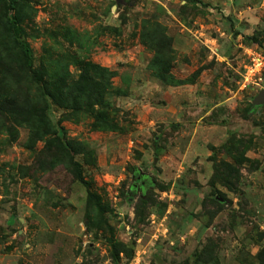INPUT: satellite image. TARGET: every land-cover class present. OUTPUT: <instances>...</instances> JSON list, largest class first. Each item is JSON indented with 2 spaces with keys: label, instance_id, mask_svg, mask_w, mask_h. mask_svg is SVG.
Masks as SVG:
<instances>
[{
  "label": "rangeland",
  "instance_id": "obj_1",
  "mask_svg": "<svg viewBox=\"0 0 264 264\" xmlns=\"http://www.w3.org/2000/svg\"><path fill=\"white\" fill-rule=\"evenodd\" d=\"M262 1L18 0L22 39L35 66H66L69 82L77 79L80 61L115 72L103 107L114 128L93 126L100 107L74 113L51 104L56 132L38 138L33 127L0 111V264H114L103 237L106 221L133 249L119 264L256 263L264 247V104L253 107L252 99L264 88V73L260 83L245 85L244 74L249 49L264 53ZM4 12L0 0L1 87L35 99ZM152 34L170 47V73L180 82L167 84L153 74ZM56 137L84 145L87 154L73 159L100 196L102 212ZM243 152L250 161L239 167V185V173L230 190L219 174L210 187L213 161L220 169L224 162L234 166ZM175 156L185 161L172 186L176 167L166 168L168 185L161 175L163 162ZM134 169L175 193L170 234L150 243L145 255L136 249V230H148L150 215L166 203L156 185L154 204L143 221L135 218V204L147 190L126 195L138 183ZM207 186L208 192H198ZM210 193L223 204L203 202Z\"/></svg>",
  "mask_w": 264,
  "mask_h": 264
},
{
  "label": "trees",
  "instance_id": "obj_2",
  "mask_svg": "<svg viewBox=\"0 0 264 264\" xmlns=\"http://www.w3.org/2000/svg\"><path fill=\"white\" fill-rule=\"evenodd\" d=\"M3 1L4 15L6 17L5 29L11 35L15 47L18 49L19 68L26 74L35 87V99L30 98L28 94L16 98L9 93H4L0 82V111L10 114L16 122L26 123L33 127L35 135L38 138H43L44 135L55 134L56 132L48 114L49 105L54 104L61 108L71 110L74 113L97 106L100 107L101 110L97 111L94 115L95 121L93 122V126L103 130H113L114 126L108 121L107 113L103 107L105 105V93L110 86V79L114 76L115 72L89 61H80V72L77 79L73 82H69V73L66 66L58 64L54 69H49L42 65L35 66L29 44L22 39L23 29L20 25L21 16L16 11L18 0ZM10 11L12 14L7 16ZM154 34H152L151 40L156 42L157 46H155V54L150 62V68L153 74L167 84L180 82L175 80L170 73V47L164 45L163 40L158 42V38L154 36ZM167 39L170 40L169 38ZM52 139L54 138L51 137L47 140ZM55 139L58 142H62L59 137ZM60 145H62V148L64 147L71 152V155L68 154V156L70 157L71 165H73L76 179L85 186L87 195L96 205L97 209L102 212L103 208L100 196L90 191V183L84 178L80 164L73 159V154H87L84 145L74 141H65L64 143H60ZM236 156L237 157L234 158V166L229 162H224L221 169L213 161V155L210 156L209 159L213 161V172L208 181L210 187L216 184V177L219 174H224L226 176L222 182L223 185L227 182L231 185V187H227L228 189L233 188L232 185L235 184V181H232V177L236 175V173H239L236 182L240 183L241 174L239 172V167L245 162L250 161V159L245 156V152ZM225 169L228 171L226 172ZM151 180V188L147 189L146 194H140L135 204V218L137 217V219L141 221H143L144 217L147 215L148 207L155 202L152 189L156 185L161 189L166 188L160 185L153 177H151ZM153 182L155 185L152 184ZM128 192L129 190L125 191L126 195ZM217 192L219 197L222 196L221 198L224 202V194L220 193V191ZM211 196H213L212 193L206 195L203 202L204 200L208 201V199H212V202L216 204H223L222 202L213 200L214 198ZM104 224V230L107 235H103V237L109 247L111 261L114 264H119L122 257L129 260L133 255L132 247L119 241L114 236L113 227L108 224L107 221ZM202 251L207 250L204 247ZM202 251L199 255L203 253ZM209 252L208 255L210 254ZM255 257L257 260L255 264H264V247L258 250Z\"/></svg>",
  "mask_w": 264,
  "mask_h": 264
},
{
  "label": "crops",
  "instance_id": "obj_3",
  "mask_svg": "<svg viewBox=\"0 0 264 264\" xmlns=\"http://www.w3.org/2000/svg\"><path fill=\"white\" fill-rule=\"evenodd\" d=\"M250 12H253V11H250ZM250 12H247V13H248V16L251 19L252 18H255V16H257L254 13H250ZM165 158L167 159V157H165ZM185 158H186V156H185ZM180 159H181L180 157H176L175 156L174 159L169 160V161L167 160L166 162H163L164 163V166L162 165L163 166V169H164L163 170V173L161 175L162 178H165V176L167 175L166 168H168L169 165L171 167H176V170H175L174 175H171V176H173L172 177V180H173L172 181V186H174L176 178L177 177L179 178L181 176L179 173L180 172L181 173L183 172V171H181L184 168V167H182V163L185 161V159L184 158H183V160H180ZM132 172H133L132 175H131V178L132 179H134L133 177H135L139 173H142V174H145V175H149V177H151L150 174H146L145 172H142L139 169L138 170L134 169ZM138 183H140V181H138ZM168 183H170V182H167V180L165 178V184L168 185ZM195 188H197V186H195ZM171 189H173V188L170 187V189H168V190H165L164 189V190L160 191L161 192V195H162L160 197L161 198L160 201L166 203V207H165L166 209L165 210H161V211L160 210H157L156 212L154 211L150 215V224H151V227H149L148 230H147V228L144 229L145 231L147 230L146 232L143 229H140L138 231L135 229L136 232L139 233V236L137 238V242H140V243H138L136 245V249H138V253H140L142 255H145L146 251L148 250V246L150 245V243H152L153 241H156V239L158 240L160 237L166 238L170 234V232L168 231V228H167L168 226L167 225L169 223V219H171V212H170L171 210H170V208L172 207V203L175 200L174 199L175 193L171 192L170 191ZM209 190L210 189L208 188V186L207 187H201V189H199L198 192L199 193H204V192H208ZM141 191H143V190H141ZM195 191H197V190H195ZM141 194H144V193H141ZM162 211H163V213L161 214L160 212H162ZM195 225L196 226H192L190 232L197 231L199 224H195ZM148 237H149V239L146 242L145 239L147 240ZM180 240H183V236L180 237Z\"/></svg>",
  "mask_w": 264,
  "mask_h": 264
},
{
  "label": "built area",
  "instance_id": "obj_4",
  "mask_svg": "<svg viewBox=\"0 0 264 264\" xmlns=\"http://www.w3.org/2000/svg\"><path fill=\"white\" fill-rule=\"evenodd\" d=\"M248 64L244 74V85L249 83H260L264 73V53L255 49H249L247 54Z\"/></svg>",
  "mask_w": 264,
  "mask_h": 264
},
{
  "label": "flooded vegetation",
  "instance_id": "obj_5",
  "mask_svg": "<svg viewBox=\"0 0 264 264\" xmlns=\"http://www.w3.org/2000/svg\"><path fill=\"white\" fill-rule=\"evenodd\" d=\"M138 181H140V183H131V185L129 186V194H132L134 192H140L141 190H147L148 188H151V177H149V175H145L142 173H139L138 175H136L135 177Z\"/></svg>",
  "mask_w": 264,
  "mask_h": 264
},
{
  "label": "water",
  "instance_id": "obj_6",
  "mask_svg": "<svg viewBox=\"0 0 264 264\" xmlns=\"http://www.w3.org/2000/svg\"><path fill=\"white\" fill-rule=\"evenodd\" d=\"M120 2V0H117ZM264 104V88L260 89L258 93L252 99V106H259Z\"/></svg>",
  "mask_w": 264,
  "mask_h": 264
}]
</instances>
